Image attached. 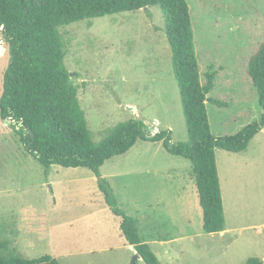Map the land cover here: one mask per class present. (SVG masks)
Returning <instances> with one entry per match:
<instances>
[{"label":"rangeland","instance_id":"374dc122","mask_svg":"<svg viewBox=\"0 0 264 264\" xmlns=\"http://www.w3.org/2000/svg\"><path fill=\"white\" fill-rule=\"evenodd\" d=\"M187 1L201 83L206 84L205 73L212 66L217 74L209 98L226 104L207 103L212 134L236 135L259 121L262 113L247 64L264 43V0ZM59 31L64 64L78 87L95 144L115 126L131 120L143 122L152 135L170 130L173 143L188 140L164 16L158 6L74 23ZM8 63L3 42L0 98ZM230 155L216 152L228 233L223 237L205 233L202 215L193 214L192 243L183 240L174 246L176 252L171 251L177 264H247L250 259L264 263V131L245 153L227 158ZM181 165L192 168L188 160L167 153L161 143L139 141L125 155L107 161L101 173L115 185L114 173H128L121 181L143 194L161 188L158 175L149 177L147 170L168 168L174 172ZM61 170L64 168L56 166L54 175ZM84 192L74 183L48 184L43 167L24 151L10 124L0 118V229L8 227L13 239H3L13 241L12 247L21 257L50 256L60 264L103 261L100 255L87 252L90 244L85 225L75 221L71 228L64 226L68 219L81 217ZM70 206L72 210L65 211ZM159 225L165 233H175L171 222L162 220ZM139 230L143 236L144 230ZM154 250L165 264L167 259L159 248ZM77 251L82 253L75 254Z\"/></svg>","mask_w":264,"mask_h":264},{"label":"trees","instance_id":"16d2710c","mask_svg":"<svg viewBox=\"0 0 264 264\" xmlns=\"http://www.w3.org/2000/svg\"><path fill=\"white\" fill-rule=\"evenodd\" d=\"M154 6L164 16L188 140L173 143L170 130L149 136L143 122L131 120L118 124L95 144L79 102L78 87L64 64V44L59 30L74 23ZM0 33L9 54L0 118L10 123L24 151L43 167L46 177L53 166L93 172L109 209L122 220L120 228L125 241L136 251L132 264H137L138 259L145 264L160 262L140 236L136 219L119 208L113 189L101 176V168L107 161L128 153L139 141L161 143L167 153L191 163L202 209L203 231L207 234L225 231L216 152L243 153L264 130V43L247 64V74L262 110L259 121L248 124L236 135L215 137L207 103L217 107H226V104L209 98L217 74L212 66L205 73L206 84L201 83L187 0H0ZM0 264L60 262L50 256L23 258L9 242L1 239L0 232ZM247 264L264 263L250 259Z\"/></svg>","mask_w":264,"mask_h":264},{"label":"crops","instance_id":"0c3cea01","mask_svg":"<svg viewBox=\"0 0 264 264\" xmlns=\"http://www.w3.org/2000/svg\"><path fill=\"white\" fill-rule=\"evenodd\" d=\"M241 154H232L235 156L230 155L227 158L237 157L236 155ZM55 167L53 166L50 170L48 184L74 183L80 185L85 190L81 197L84 209L81 217L75 220L68 219V221H65L64 226L68 227L69 225L71 228L75 221H79L86 226V232L89 234L88 242L90 244L88 246L89 251L87 252L89 254L100 255L103 258V261L100 260V264H131V256L136 254V251L133 246L128 245L125 241L120 228L122 220L120 217L113 215L109 209L103 194L98 188L97 178L93 172L84 168H64V170L56 171L54 175L53 171ZM179 168V171L175 169L174 172L168 170V168H159L160 170L156 169L155 171L147 170L146 175L149 177L153 176V173L158 175L161 181V188L160 190H145L143 194H140L142 192L131 191V187L121 181V179L129 175L128 173H114L111 178L116 180V185L111 181L108 182L114 190L119 208L126 215L136 219L138 232L140 231V227L145 232L143 236H140L149 245L158 260L159 254L155 252L154 247L159 248L167 259L165 260V262L167 261L165 264L178 263V260H175V258L173 260L171 251L176 252V247L174 246L183 240H188L192 243V239L195 237L190 229L193 214L202 215L195 177L191 176L193 168H186L184 165H181ZM139 172H135L136 175ZM101 176L105 180H108L102 173ZM119 184L120 189H118ZM220 185L222 189L221 178ZM223 198L222 194V200ZM53 203L55 204L56 202L53 201ZM71 210V206L69 208L65 207V211ZM162 220L171 222L170 229L174 230V234L165 233L164 227L159 225ZM0 232L2 240H4L3 237L13 239V236L9 234L8 227H1ZM227 233L228 229L225 227V231L210 235L223 237ZM7 242L12 246L11 242L13 241ZM80 253L82 252L77 251L75 254ZM104 258H106L105 262ZM57 260L59 261V259ZM140 261L142 260L138 259V262Z\"/></svg>","mask_w":264,"mask_h":264},{"label":"water","instance_id":"95a60500","mask_svg":"<svg viewBox=\"0 0 264 264\" xmlns=\"http://www.w3.org/2000/svg\"><path fill=\"white\" fill-rule=\"evenodd\" d=\"M0 36H1V33H0ZM0 43L3 44V39L2 37H0ZM5 123L8 125L10 124L8 121H5ZM149 136H153L152 134H149Z\"/></svg>","mask_w":264,"mask_h":264}]
</instances>
